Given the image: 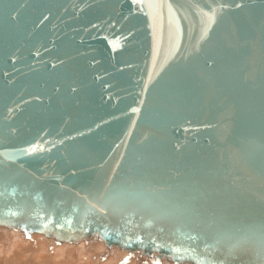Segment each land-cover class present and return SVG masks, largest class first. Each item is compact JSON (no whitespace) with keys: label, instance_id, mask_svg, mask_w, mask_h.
<instances>
[{"label":"water","instance_id":"95a60500","mask_svg":"<svg viewBox=\"0 0 264 264\" xmlns=\"http://www.w3.org/2000/svg\"><path fill=\"white\" fill-rule=\"evenodd\" d=\"M144 3L0 0V228L264 264V0Z\"/></svg>","mask_w":264,"mask_h":264},{"label":"rangeland","instance_id":"374dc122","mask_svg":"<svg viewBox=\"0 0 264 264\" xmlns=\"http://www.w3.org/2000/svg\"><path fill=\"white\" fill-rule=\"evenodd\" d=\"M13 241H16V245ZM0 250L1 258L4 257L6 259L14 257L16 259V264L27 261L34 263L37 262V257L39 260L35 264H69L70 262V264H153L154 262L153 259H146L138 254H130L114 249H106L97 241H86L78 245H70L65 243H57L39 235H25L22 232L7 231L3 228H0ZM3 250L7 255L5 253L3 255ZM56 250L62 256V259H64V261L66 260L65 262L62 261L59 254H56ZM21 255L23 258H21ZM18 257H20V259ZM126 257L127 260L125 261ZM1 260L2 259H0V264H3ZM68 261L70 262L68 263ZM162 264L169 263L164 261Z\"/></svg>","mask_w":264,"mask_h":264},{"label":"snow or ice","instance_id":"6c2138e0","mask_svg":"<svg viewBox=\"0 0 264 264\" xmlns=\"http://www.w3.org/2000/svg\"><path fill=\"white\" fill-rule=\"evenodd\" d=\"M133 5H139L141 9H143L145 7V3L144 0H132ZM241 4H236L235 7L239 8L241 7ZM147 7L149 8H154L156 7V5L154 3H150L147 5ZM170 7V6H169ZM210 22L211 23H215V17L212 16L210 17ZM9 111H12V109H9ZM133 112L138 111V109H132ZM38 150V146L35 144L29 145L26 148H22L20 149V151L24 154H32L35 153ZM43 150V149H40ZM112 177H109V185L112 183ZM108 189V185H105V190L107 191ZM77 195H79V193H77ZM113 199L114 197H112L111 195H106L104 192H102L100 194V196L97 198L96 201H93L91 198H89L87 195L82 197V200L85 202V208L87 212H100V213H106L109 208L113 205ZM19 213H17L16 211H12L11 209L8 210V212L5 215H11V216H17ZM37 215H41V213H37ZM4 222H8V221H4ZM52 223V218L51 216H48L47 221L45 223L42 224V226L40 228H38L37 230H47L49 224ZM64 223L71 225L72 221L71 218H64ZM23 227H25V231L26 233L29 232V229L26 225H23ZM57 228L63 227V224L61 223H57L56 224ZM84 231H88L87 229H84ZM30 238V236H29ZM59 238V237H58ZM74 237L69 236L68 239H73ZM157 247H162V245H158ZM184 251H189V249L184 248ZM173 252H180L181 248L179 247H174L172 248ZM127 260V257L125 258V261ZM153 264H160L159 260H155L153 262Z\"/></svg>","mask_w":264,"mask_h":264},{"label":"bare ground","instance_id":"6f19581e","mask_svg":"<svg viewBox=\"0 0 264 264\" xmlns=\"http://www.w3.org/2000/svg\"><path fill=\"white\" fill-rule=\"evenodd\" d=\"M16 240H17V239H16ZM18 241H19V240H18ZM13 242L15 243L16 241H13ZM19 242H20V241H19ZM14 243H12V244H14ZM17 243H18V242H17ZM15 245H16V243H15ZM11 246H12V245H11ZM41 246H42V245H41ZM12 247H13V246H12ZM19 248H20V247H19ZM10 250H11V249H10ZM19 250H20V249H19ZM36 250H37V249H36ZM58 250H59V249H58ZM69 250H70V249H69ZM0 251H1V250H0ZM3 251H4V250H3ZM3 251H2V252H3ZM62 251H63V250H62ZM62 251H61V252H62ZM8 252H9V251H8ZM10 252H11V251H10ZM26 252H27V251H26ZM56 252H57V250H56ZM4 253L6 254L5 251L3 252V255H4ZM34 253H35V252H34ZM39 253H40V251H39ZM44 254H45V253H44ZM56 254H59V253L57 252ZM6 255H7V254H6ZM37 255H40V254H37ZM59 255H60V254H59ZM21 256H22V255H21ZM32 256H33V253H32ZM60 256H61V255H60ZM60 256H59V257H60ZM35 257H36V256H35ZM57 257H58V256H57ZM72 257H73V256H72ZM18 258L20 259V257H18ZM21 258H23V256H22ZM31 258H32V257H31ZM44 258H46V257H44ZM0 259L3 260V261L1 260V262H2L3 264H16V259H15L14 257H13V258H6V259H5L4 257H3V258L0 257ZM29 259H30V258H29ZM41 259H43V258H41ZM57 259H58V258H57ZM61 259H62V256H61ZM38 260H39V259H38V257H37V262H38ZM46 260H47V259H46ZM22 261H23V259H22ZM52 261H53V259H52ZM56 261H57V260H56ZM62 261L65 262L66 260L64 261V259H62ZM74 261H75V260H74ZM17 262H18V261H17ZM33 262H34V261H33ZM37 262L31 263L30 261H27V262H24V263H22V262H21V263L19 262V263H20V264H35V263H37ZM39 262H40V261H39ZM42 262H43V261H42ZM69 262H70V261H68V263H69ZM70 263H71V262H70ZM70 263H69V264H70ZM44 264H46V263H44ZM81 264H83V263H81ZM86 264H87V263H86Z\"/></svg>","mask_w":264,"mask_h":264},{"label":"trees","instance_id":"16d2710c","mask_svg":"<svg viewBox=\"0 0 264 264\" xmlns=\"http://www.w3.org/2000/svg\"><path fill=\"white\" fill-rule=\"evenodd\" d=\"M155 261V260H154ZM160 262V261H159ZM164 263V261L160 262V264ZM169 263V262H168ZM169 264H172V263H169Z\"/></svg>","mask_w":264,"mask_h":264}]
</instances>
